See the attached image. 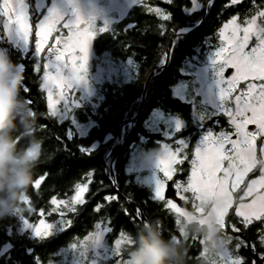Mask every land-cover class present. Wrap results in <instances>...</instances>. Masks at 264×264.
<instances>
[{
	"label": "trees",
	"instance_id": "obj_1",
	"mask_svg": "<svg viewBox=\"0 0 264 264\" xmlns=\"http://www.w3.org/2000/svg\"><path fill=\"white\" fill-rule=\"evenodd\" d=\"M147 2L153 7L161 8L158 15L163 16L165 10L173 12L172 22L177 28L176 34L186 28L196 29L186 36L175 39V52L171 53L166 69H161L166 62L160 56L169 45L170 37L161 35L160 30L166 28L167 25L158 21L154 15L146 14V11L154 10L147 9L145 0H141L132 7L124 18L110 25L107 31L98 34L94 40L92 63L95 65L92 71L107 66L116 68L117 76L114 82H105L98 95L92 97L85 106L76 109V117L80 123L88 124L90 120L95 122L86 135L80 134L69 119L59 123L43 115L47 112L46 98L39 89L38 75L31 70L33 59L29 57L23 61L26 64V70L22 82L31 91L26 94L23 92V86L20 88V98L25 103L22 109L24 108L25 113L18 111L17 126L12 134L16 140L17 150L21 152L30 150V140L33 137L41 140V155L36 159L33 183L41 176L46 177L38 189L34 188L32 183L27 190L19 193L20 199L21 193L25 192L30 197L34 208V212H26L25 215L29 214L34 219L37 212L42 209L49 212L52 197L63 199L71 196L75 191V184L83 183L92 170H95L94 181L86 195L87 203L83 206L78 205L77 213L70 212L66 216L67 219L73 221L72 226L55 236L33 239L28 234L18 235L15 232L17 221L14 218H8L9 216H0V250L7 244L13 246L10 252L11 259L8 262L1 260L0 264H61L60 262L65 258L71 259L64 264H70L74 259L79 264H85L88 257L84 259L80 251L70 252L69 246L71 244L80 245L83 240L93 236L98 229V227L95 228L97 222H102L103 227L108 228L107 219L111 220L110 226L113 230L108 232L106 240L109 248H113V242L118 238L122 229L130 234L146 226L144 222H133L132 216H135L137 207L130 204L124 197V195L128 197L129 193L132 194V201L141 207L147 222L159 227L166 239L173 238V234H176L174 214L164 208L161 203L153 202L149 198L152 190L139 184L135 175H127L128 164L133 158L132 153L135 146L141 145L147 151L157 150L160 148V143L166 139L162 131H151L146 125L150 115L160 110L167 116L179 117L187 122V128L177 134V137L189 141V147L186 149L189 156L182 166L185 173L177 177V181H187L192 152L203 135L201 127L214 126L216 118H211L216 111L213 112L209 106L201 104L198 98V111L201 112L199 119H195L192 114L181 113L175 106L176 88L184 84L188 97H195L194 75L190 76L186 72L192 68L196 70L197 66L206 64L207 59L213 55L214 48L219 44L216 37L218 26L237 11L244 13L252 9L254 4L253 0H243L241 5L229 10L225 7L229 0H215V6L210 11L207 8L203 11L198 9L193 16H188L185 14L187 9L182 12L179 5L191 7V0H177L176 6L166 3L165 0H147ZM198 2L204 3L205 0H198ZM208 2L210 3V0ZM103 3L107 5L109 0H103ZM261 3H264V0H255V5ZM205 13H207V18L204 20ZM201 20H204L203 24L200 23ZM99 24L102 28V23ZM168 31L170 32L171 28ZM15 51L17 50L14 49L13 52ZM11 58L15 65H18V56H11ZM104 60L110 62L109 66L103 62ZM153 72L155 74L147 88L143 111L135 127H127L124 143L120 144L118 138L122 126L138 115L146 84ZM28 99L32 101L31 105L26 103ZM29 108L37 112L35 119L31 117L35 127L24 121V118L30 115ZM219 120L220 124L214 126V131L219 132L221 129L232 131L226 117L221 116ZM43 125H47V128H42ZM66 129H71L73 138L69 142L65 139L64 143L67 144L68 150L64 151V144L58 142L56 137L63 138ZM21 137H23L22 142H18ZM108 137H110L109 140ZM263 143L264 140L260 141L259 146ZM77 145H84L88 151L91 150L92 154L90 156L82 154ZM95 145L98 147L91 149ZM111 152H113L111 158L116 157L114 170L118 190L113 186L114 182L109 173ZM259 176H261V166L256 168L236 192V205L241 200L240 197L245 194L250 179L253 180ZM111 195L118 196L119 200L109 204L104 197ZM98 203L103 206V211L99 214L93 212V208ZM18 204L19 200L12 208L21 206ZM122 207L126 208L130 215L126 216ZM234 208L235 206L228 213L223 233L211 240L213 249L211 252L209 240L192 231H186L185 224L187 223L180 218L182 235L177 242H183L189 250L187 264H220L218 239L230 238L227 249L234 251L233 236L241 235L231 231V224L238 222ZM58 217L56 213H53L49 219L57 221ZM188 225L195 228L198 224ZM8 226H10L9 229H7ZM242 235L249 247L242 248L240 255L244 256L249 264L252 260L261 264L259 252L264 251V248L259 244L258 234L244 232ZM252 243L256 244L255 253L250 247ZM124 249L122 250L123 257H125ZM198 256H200L198 260L194 259ZM116 259L114 255L110 264H116Z\"/></svg>",
	"mask_w": 264,
	"mask_h": 264
},
{
	"label": "snow or ice",
	"instance_id": "obj_2",
	"mask_svg": "<svg viewBox=\"0 0 264 264\" xmlns=\"http://www.w3.org/2000/svg\"><path fill=\"white\" fill-rule=\"evenodd\" d=\"M166 3L176 6L177 0H165ZM243 0H229L225 6L232 9L241 5ZM250 10L241 13L235 12L228 17L216 30V37L219 44L214 48L213 61L216 65L219 78V108L213 115L215 119L214 126H219V117H226L227 123L232 131L221 129L214 131V126L201 127L203 135L192 152V158L189 161L191 165L190 175L186 182L174 181V176L181 169L177 168L184 160L188 159L185 154L181 158V153L188 147L183 140L175 141L176 147L163 146V151L159 155V176L155 185L150 192L149 198L153 202H159L169 212L175 216V226L177 229L173 238L179 240L182 235L180 228V217L184 214L183 207L175 202L178 196L180 200L188 201V197L181 194L191 193L193 197V206L196 201H201L204 192L207 189L216 187L221 181L225 185L230 186L232 191H236L245 182L247 172L240 170L235 164V153L241 144L257 145L258 139L264 135V3L255 5ZM147 9L154 11H146L148 15H154L158 21L164 22L167 27L160 30V34L170 37V43L166 50L160 56L167 61V56L175 52L172 43L176 35L177 28L173 21V12L165 10L163 16L157 13L161 8L153 7L145 0ZM215 6V0H205L199 3L198 0H191V7L179 5L180 10L188 16H193L199 9L207 8L209 11ZM75 19H69L66 14L60 12L56 7L48 8L45 12L41 0H35L33 7L30 0H0V41L9 43L17 50L9 51L11 56H18L17 64L19 69L24 73L26 64L23 62L32 57V71L39 77V89L42 93H46L47 112L44 113L47 118L55 119L62 123L63 109L74 102L77 85L86 82L88 71V53L92 41L98 34L107 31L106 28L94 29L79 11V8L73 7ZM207 18L205 13L204 20ZM204 20L200 23L203 24ZM171 28L169 32L168 29ZM66 30V32H65ZM5 38H7L5 40ZM127 46V45H126ZM22 61V62H21ZM228 69H234V72L226 77L225 73ZM42 73V74H41ZM31 89L23 84V92L30 93ZM28 105L32 101H26ZM29 114L33 119L37 117V112L29 108ZM249 125H254L255 130L250 131ZM242 126V128H241ZM42 128H47L43 125ZM177 131L182 130V125L177 123ZM233 136L236 138L233 139ZM71 129H66L64 137L57 136L56 139L64 144V151H67L65 139L69 142ZM23 137L18 142H22ZM230 145V149L226 147ZM78 150L82 154L90 156L84 145H77ZM33 158L40 157L41 146H37L30 150ZM227 162V164H225ZM95 170L88 173L92 177ZM162 174V175H161ZM45 176H41L33 183L34 188H39ZM172 181L171 187L175 189L173 195L166 193L169 191V182ZM264 182V176L259 177L252 184ZM103 183V182H101ZM114 187L118 188L116 185ZM88 191V185L75 184V194L68 199H57L52 197L51 211L47 215L51 216L56 213L60 221L63 222L65 230L72 226L71 219H65V212L61 210V206L68 212L77 213V206H83L87 202L84 199L85 192ZM251 188L249 192L251 193ZM132 194L129 193L127 200L132 202ZM104 200L109 204L118 201L116 195L105 196ZM242 200L247 203L240 205L233 204L230 209L235 206V216L238 222L231 224L235 235L234 251L226 250L220 256V264H249V261L242 255L240 250L249 247L247 240L243 237L244 232H255L259 236V244L264 248V209L252 208L253 197L248 195ZM147 203V201H145ZM23 207L17 210V214L24 213L27 206L28 212H34L32 201L26 194L22 200ZM229 209V210H230ZM103 206L96 204L93 208L94 213H101ZM122 211L126 216L130 215L126 208L122 207ZM229 213V212H228ZM228 213L224 216L222 227L226 228ZM45 215V210H41L40 216ZM135 223L145 222L142 210L137 207L135 216H132ZM26 228L31 229L35 236L46 239L52 235V230L57 225L55 221L46 223L45 219H38L34 223L28 218L23 220ZM109 227L105 229L102 222H97L95 228L99 234L112 232L111 220L107 219ZM132 243L129 233L121 230L118 238L113 242V253L115 255L116 264H125L122 250L130 246ZM251 250L256 252V244H251ZM200 256L194 259H199ZM261 264H264V251L259 252ZM251 264H257L256 260H252Z\"/></svg>",
	"mask_w": 264,
	"mask_h": 264
},
{
	"label": "rangeland",
	"instance_id": "obj_3",
	"mask_svg": "<svg viewBox=\"0 0 264 264\" xmlns=\"http://www.w3.org/2000/svg\"><path fill=\"white\" fill-rule=\"evenodd\" d=\"M140 1L141 0H122V1L109 0V3L107 5H104L103 0H41V3L45 9V12L47 11L48 8L56 7L60 12L66 14L69 19H75V16L73 14V7H77L79 8L80 14L86 20L89 21V23L93 26L94 29L100 28L99 23H102V28L107 29L109 28L110 25L124 18L127 15V13L131 10V8L137 5ZM30 3H32V0H30ZM191 29L193 28H186L181 32L186 33ZM182 36H186V35H180L175 39H178L179 37ZM94 40L92 41L89 47L88 71L86 76V82L77 85L74 102L63 109V115L61 117L62 121H66L68 119L71 120L72 124L75 125L78 132L82 135L88 134L89 131L95 125V122L90 120L88 124L80 123L76 117V109L85 106L91 100L92 97L98 95L101 86L105 82H114L117 76L116 68H111L107 66L99 67L96 71L94 72L92 71L95 65L92 63V57L94 52L93 50ZM0 48L6 49L9 56H11L9 54V51H14L15 49L13 45L9 43H5L4 41H0ZM103 62L107 65L110 64L108 60H104ZM16 72L22 73V76L24 74L19 69V66L16 65L15 68L11 69L9 72L5 74V79L10 82L13 79ZM186 73L189 74L190 76L194 75V82L196 85L195 97L194 96H193L194 98L188 97L187 91H185L186 86L184 84L179 85L176 88V97L181 98L184 102L191 103L194 105V111L192 115H194L195 119L196 118L199 119V115L201 114V112L198 111V106H197L198 98L200 99L201 104L209 106L211 109H213V112L214 110L217 111L220 104V100H219L220 89H219L218 72L216 65L213 61V55L209 59H207L206 64L197 66L196 70L192 68V70ZM23 84L24 83L22 82L21 86H23ZM44 96L46 98V93H44ZM2 107L3 105L0 104V110H2ZM22 107H25V103L23 102L18 108V111L25 113L23 112L24 108L22 109ZM177 123H180L182 125L181 131L176 130ZM146 125L147 128L151 131H160V132L162 131L166 139L160 143V148L157 150L147 151L141 145L135 146L134 151L132 153L133 158L128 164L126 173L128 176L135 175L137 177L135 179L139 181V184H143L145 187H148L149 189L152 190L159 176V167H158L159 155L163 151V146L168 145L169 147L171 146L176 147L175 141L183 140L185 143H187L189 147V141L187 139L177 137V134L183 132L187 128V122L179 117L167 116L166 114H164L163 111L156 110L155 112H153L150 115L149 119L146 121ZM130 126L135 127V123H133L131 120L127 121L126 124L122 126V130H121L122 138H120V136L118 138V142L120 144L124 143L125 135L127 134V130ZM109 139L110 137H108V140ZM233 139H235L234 136ZM262 140H264V135L260 136V139H258L256 146H252L250 144H241L236 150L235 164L238 169L247 172L246 180L250 178V176L253 174V172H255L258 166H261V176H264V143L261 146H259V143ZM97 147L98 145H95L91 149ZM226 147L230 149L231 146L227 145ZM186 149L184 150V152L181 153V158H183V155L185 154L189 156V154L186 152ZM28 151L30 155V150ZM112 153L113 152L110 153V159H109L110 174H111L112 165H115V162L113 163L112 160L113 158H111ZM225 164H227V162H225ZM182 166L183 163L177 165V168L181 169V171H179L175 176L182 175L185 173V169H183ZM190 171H191V166L187 171L189 173L188 176L190 175ZM258 178L253 180L250 179V184L247 186L245 194L240 197L241 200L237 205H240L241 203H247V201L242 200V198L248 195H252L253 200L251 205L249 206L256 209H264V182H260L258 184L251 183L253 181H256ZM93 181H94L93 176L88 177L82 184H87L89 191L91 187V183ZM250 188L252 190L251 193L249 192ZM238 190L232 191L230 189V186L225 185L224 182L221 181L216 187L207 189L202 196V200L195 202V206H193L194 202H193L192 194L190 192L183 193L181 190V194L188 197L187 202H189L197 212L193 213L191 211L183 209L184 214L180 218L186 221L187 224L196 223L201 227L209 225L210 223H214L218 230L216 235L217 237L225 230L222 227L223 218L230 211L229 210L230 207L233 204H236L235 194ZM88 191L85 192L84 199H86V195ZM74 194L75 191L72 195ZM25 195H26L25 192H22L20 195L19 204L21 206H17L16 208H11L10 210L6 211L4 215L9 216L8 218H14V220L17 221L18 224L16 226L15 232L18 235L28 234L31 238L35 239L38 237L35 236L34 232L31 229L25 227L23 222L24 218L26 217L32 220V222L34 223L38 222V219H45L46 223H51L53 221H50L49 215H47L48 212H45L44 216H40L41 211H38L34 219H32L29 214L25 215V213L28 212L27 206H24L25 207L24 213L17 214V210L23 207L22 200L25 198ZM69 197L70 196L63 199H68ZM52 207L54 206H52L50 203L49 211H51ZM61 210L65 212L66 214L65 219H67L66 216L70 212H68L67 209H64L63 206H61ZM55 224L57 226L53 228L51 236H55L61 231L65 230L63 226V222L60 221L59 217L57 218V221H55ZM9 228L10 226L7 227V229ZM98 231L99 229H97V231L93 234V236L87 238L85 241L83 240V242H81L80 245L71 244L69 246L70 252L74 253L76 251H80L81 256L84 259L88 257L85 264H110L114 256L113 248H109L108 245L106 244L108 232L106 234L101 232L97 239L92 238L97 236ZM229 239L230 238L218 239L217 248L219 251L218 252L219 257L221 256L222 253L228 250L227 246L230 243ZM12 247H13L12 245L6 246L1 254L8 255ZM70 259L71 258L69 259L65 258L60 263L64 264ZM70 264H79V263L75 262L74 259L71 261Z\"/></svg>",
	"mask_w": 264,
	"mask_h": 264
},
{
	"label": "clouds",
	"instance_id": "obj_4",
	"mask_svg": "<svg viewBox=\"0 0 264 264\" xmlns=\"http://www.w3.org/2000/svg\"><path fill=\"white\" fill-rule=\"evenodd\" d=\"M16 65L4 48H0V216L10 210L19 200V193L27 190L34 180L36 159L29 155V151H18L13 131L16 129L18 108L22 104L20 88L23 80L22 73L16 72L9 82L5 74ZM25 123L35 127L31 115L24 118ZM41 146V140L33 137L30 140V150ZM146 226L136 233H130L131 245L124 249L125 264H187L188 249L183 242L165 238L159 227L145 222ZM186 231H192L209 240L217 235L214 223L201 228H192L185 224Z\"/></svg>",
	"mask_w": 264,
	"mask_h": 264
},
{
	"label": "water",
	"instance_id": "obj_5",
	"mask_svg": "<svg viewBox=\"0 0 264 264\" xmlns=\"http://www.w3.org/2000/svg\"><path fill=\"white\" fill-rule=\"evenodd\" d=\"M195 29H196V28L191 29V30H189V31L186 32V33H183V32H181V31H180L179 33H177V34L175 35V37L173 38V40H172L173 45H174V41H175V38H176V37H178V36H180V35H187V34L193 32ZM170 57H171V53L167 56L166 64H165L161 69H166V68H167V66H168V64H169V61H170ZM233 72H234V69H228L227 72H226V74H225V76L228 77V76H230ZM154 74H155V72H153V73L151 74V76H150V78H149V80H148V82H147V84H146V89H145V92H144V95H143V100H142V103H141V107H140V110H139L138 115L132 120L133 123H136L138 117L141 115V113H142V111H143L144 103H145V98H146L147 88H148V85H149L151 79L153 78ZM175 106H176V108H177L181 113H183V114H192L193 111H194V105H193V104H191V103H187V102H184V101H183L181 98H179V97H177V98L175 99ZM249 130H250V131L255 130V126H254V125L249 126ZM120 138H122V132L120 133ZM234 138H236V137L234 136ZM122 144H123V143H122ZM118 153H119V152H118ZM115 159H116V157L113 159V163L115 162ZM110 175H111V178L113 179L114 185H116V173H115V170H114V165H112V167H111V174H110ZM174 181H177V176H174ZM172 183H173L172 181L169 182V191L166 193V195L171 196V195H173V193L175 192V189H173V188L171 187ZM115 189L118 190V188H116V187H115ZM124 197L127 198L125 195H124ZM175 202H177L179 206L183 207V209H186V210L191 211V212H193V213H196V212H197V211L191 206V204H190L189 202H185V201H183V200H180L178 196L175 198ZM130 204H133L134 206L139 207V208L141 209V207H140L137 203H135V202H133V201H132ZM141 210H142V209H141ZM142 212H143V211H142ZM143 218H144V220H145V222H146L147 219H146V216H145L144 212H143ZM145 222H144V223H145Z\"/></svg>",
	"mask_w": 264,
	"mask_h": 264
},
{
	"label": "flooded vegetation",
	"instance_id": "obj_6",
	"mask_svg": "<svg viewBox=\"0 0 264 264\" xmlns=\"http://www.w3.org/2000/svg\"><path fill=\"white\" fill-rule=\"evenodd\" d=\"M32 4H33V7H34V5H35V0H32ZM7 38H5V40H6ZM178 177V176H177ZM3 217H6V215H2ZM9 245H12V244H7V245H5L1 250H0V261L1 260H5L6 262H8L10 259H11V256H10V253L8 254V255H2L1 253H2V251H3V249L6 247V246H9ZM12 249H13V247H12ZM12 249H11V251H12ZM10 251V252H11Z\"/></svg>",
	"mask_w": 264,
	"mask_h": 264
}]
</instances>
